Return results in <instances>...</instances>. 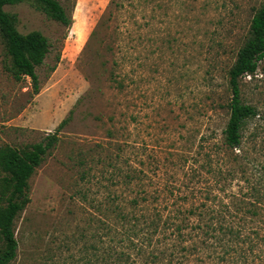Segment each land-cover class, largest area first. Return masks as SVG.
Instances as JSON below:
<instances>
[{"label": "rangeland", "instance_id": "1", "mask_svg": "<svg viewBox=\"0 0 264 264\" xmlns=\"http://www.w3.org/2000/svg\"><path fill=\"white\" fill-rule=\"evenodd\" d=\"M56 1L71 15L67 29L30 3L3 7L16 15L19 33L38 31L60 51L53 72L54 52L35 68L34 95L28 78L15 81L7 72L0 36V144L21 148L58 138L28 181L30 202L14 222L10 264H82L89 255L84 232L114 220L96 209L113 208L108 196L127 200L145 190L140 205L148 206V191L164 184L180 185L179 195L209 188L220 197L264 182V58L239 79L242 103L256 111L241 129L243 159L223 162L216 177L205 165L209 155L216 161L229 116L227 71L264 0ZM128 166L140 180L124 189L116 173ZM257 219L245 218V227L264 225ZM259 243L243 259L184 264H264V238Z\"/></svg>", "mask_w": 264, "mask_h": 264}, {"label": "trees", "instance_id": "2", "mask_svg": "<svg viewBox=\"0 0 264 264\" xmlns=\"http://www.w3.org/2000/svg\"><path fill=\"white\" fill-rule=\"evenodd\" d=\"M23 2L34 5L65 29L71 25L72 18L56 0H0V36L9 59L7 72L15 81L28 78L32 93L37 95L40 83L35 68L43 65L54 49L50 39L38 31L19 33L16 15L3 9ZM105 15L100 17L90 40L96 35V28ZM263 58L264 1L252 16L247 37L227 71L231 96L226 105L229 116L221 142L215 144L216 161L209 155L205 162L206 172L212 177L221 175L223 162L222 166L226 162L239 163L243 159L241 129L246 120L256 115V111L242 103L239 79L253 75ZM59 59L60 51L56 49L49 72L55 70ZM66 122L67 118L62 120L57 131ZM57 142L58 138L53 134L47 135L44 142L21 148L0 144V264H10L16 258L14 222L30 202L28 181ZM127 169L122 171L118 167L116 173L119 178L117 184H122L124 189L133 180H140L135 169H130V166ZM233 172L234 169L228 174L233 176ZM84 177L83 173L81 178ZM245 180H248L247 176ZM258 186L249 183L244 192L239 189L220 197L209 188L202 189L203 192L198 189L206 194L205 198L199 199L196 189L190 188L186 194L179 195L180 185L164 184L163 189L148 191V206L140 205L147 201L145 190L136 192L135 197L127 200L119 195L108 196L113 208L110 210L98 205L96 209L101 214L111 212L114 220L110 224L102 220L95 232H84L82 250L89 255L80 260L82 264H184L190 259L196 262L213 258L217 263H227L233 258H246L254 253L264 238L260 235L261 230L264 232L262 223L256 227H245V218H264V182ZM208 194L212 195L211 199ZM185 203L189 204L188 208H182Z\"/></svg>", "mask_w": 264, "mask_h": 264}]
</instances>
